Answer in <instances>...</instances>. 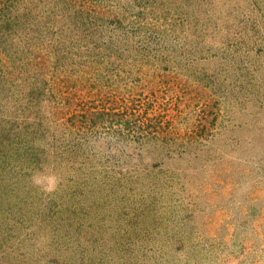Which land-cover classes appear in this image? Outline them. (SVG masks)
Returning a JSON list of instances; mask_svg holds the SVG:
<instances>
[{
	"label": "rangeland",
	"instance_id": "374dc122",
	"mask_svg": "<svg viewBox=\"0 0 264 264\" xmlns=\"http://www.w3.org/2000/svg\"><path fill=\"white\" fill-rule=\"evenodd\" d=\"M0 264H264V0H0Z\"/></svg>",
	"mask_w": 264,
	"mask_h": 264
}]
</instances>
